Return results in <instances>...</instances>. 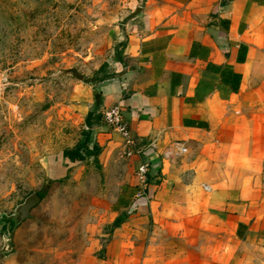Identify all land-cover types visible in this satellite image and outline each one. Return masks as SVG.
I'll use <instances>...</instances> for the list:
<instances>
[{
	"label": "crops",
	"instance_id": "1",
	"mask_svg": "<svg viewBox=\"0 0 264 264\" xmlns=\"http://www.w3.org/2000/svg\"><path fill=\"white\" fill-rule=\"evenodd\" d=\"M134 9L122 62H108L100 101L80 100L72 121L99 159L123 140L102 116L120 105L147 170L103 264H264V0ZM89 111L101 115L90 127Z\"/></svg>",
	"mask_w": 264,
	"mask_h": 264
},
{
	"label": "rangeland",
	"instance_id": "2",
	"mask_svg": "<svg viewBox=\"0 0 264 264\" xmlns=\"http://www.w3.org/2000/svg\"><path fill=\"white\" fill-rule=\"evenodd\" d=\"M140 1L0 0V215L49 184L28 218L0 231V264H103L115 219L145 191L133 179L141 152L122 135L63 180L51 182L48 160L84 140L78 103L100 101L89 80L120 52Z\"/></svg>",
	"mask_w": 264,
	"mask_h": 264
},
{
	"label": "trees",
	"instance_id": "3",
	"mask_svg": "<svg viewBox=\"0 0 264 264\" xmlns=\"http://www.w3.org/2000/svg\"><path fill=\"white\" fill-rule=\"evenodd\" d=\"M121 46L120 52L116 55V59L118 61L122 62V57L119 55L122 52V49L125 46V41H122L119 43ZM107 63L104 62L102 63L97 72L98 73H103L102 76L92 78L89 80L90 82H99L107 77L109 75L106 73L105 68H107ZM101 118L100 113H95L93 111H89L85 117V122L88 127H90L92 124L97 123ZM84 134V140L71 147V148H66L63 149L60 153L56 154L55 156H50L49 157V169L51 173H55V176H50V179L52 180L51 182L55 180H63L64 178L67 177V171L73 166L76 165L80 162L85 161L89 157H93L94 161L98 163V155L101 152V146H99L97 143H93L92 147H89V133L86 132V130L82 131ZM49 186V184H46L44 187L43 191H37L40 197L42 198L46 192V188ZM121 222L120 218L115 219L114 221V226H118L119 223Z\"/></svg>",
	"mask_w": 264,
	"mask_h": 264
},
{
	"label": "built area",
	"instance_id": "4",
	"mask_svg": "<svg viewBox=\"0 0 264 264\" xmlns=\"http://www.w3.org/2000/svg\"><path fill=\"white\" fill-rule=\"evenodd\" d=\"M103 120L104 122L111 126L114 130H116L117 132H119L127 145H130L131 147H136L137 146V142L136 139L131 135L130 133V129L128 127L127 122L125 121L122 112H121V108L120 105L116 104L108 109H106L103 114ZM138 152H140V148L136 149ZM176 151H185V148L183 147H177ZM168 154H170V151L168 152ZM147 170H146V166L144 164L139 166V172H138V176L139 178L145 182V174H146Z\"/></svg>",
	"mask_w": 264,
	"mask_h": 264
},
{
	"label": "water",
	"instance_id": "5",
	"mask_svg": "<svg viewBox=\"0 0 264 264\" xmlns=\"http://www.w3.org/2000/svg\"><path fill=\"white\" fill-rule=\"evenodd\" d=\"M80 78L82 75L78 74ZM41 201V197L37 191L29 193L22 202L17 204L11 214H1L0 221L9 220L13 226H17L23 220L28 218L30 211ZM1 229V228H0ZM1 231V230H0Z\"/></svg>",
	"mask_w": 264,
	"mask_h": 264
},
{
	"label": "flooded vegetation",
	"instance_id": "6",
	"mask_svg": "<svg viewBox=\"0 0 264 264\" xmlns=\"http://www.w3.org/2000/svg\"><path fill=\"white\" fill-rule=\"evenodd\" d=\"M11 222L9 220H5L4 223L1 221L0 222V228L1 231L6 230L7 226H10Z\"/></svg>",
	"mask_w": 264,
	"mask_h": 264
}]
</instances>
